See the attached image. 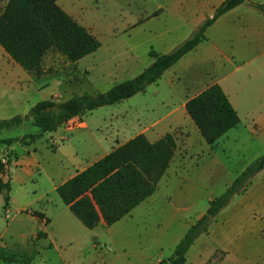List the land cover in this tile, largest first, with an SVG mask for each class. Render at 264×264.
<instances>
[{"label":"rangeland","instance_id":"1","mask_svg":"<svg viewBox=\"0 0 264 264\" xmlns=\"http://www.w3.org/2000/svg\"><path fill=\"white\" fill-rule=\"evenodd\" d=\"M6 2L0 0V13ZM58 3L95 35L100 46L74 63L69 62L56 49L48 50L42 57L44 73L39 77L16 65L17 69L10 70L0 78L1 119L23 116L41 100L55 97L63 101L84 92L104 93L113 85L133 78L153 61L149 55L150 50L167 53L189 37L197 0H58ZM208 34L213 39L218 35L214 29ZM198 58V52L194 51L186 57V61L182 59L159 80L148 85L145 92L87 112L81 117L86 123L84 128L78 127L77 121H73L35 140L29 150L34 151L40 167L26 172L17 171L12 176L10 202L5 213L0 195V246L17 257L30 258L29 264H157L158 258H169L171 254L167 250L157 258L151 257L161 252V245L157 246L156 238L162 244L166 243L177 227V222H174L166 232L159 235L154 223L159 218L163 219L165 208L156 202L153 204V196L111 226L100 224L92 229L84 227L52 189L53 184L59 185L68 179L77 167L72 166L64 154L53 147L65 143L59 136L68 139L65 146L71 152L74 149L78 151L82 144H89V158L76 168V171L80 170L85 164L105 154L98 140L111 132L113 134L123 120L150 124L160 119L167 108H172L182 94H187L192 80L191 74L183 70V64L186 62L191 65ZM0 63H4L1 55ZM212 65H201L204 71L193 74L197 77L195 83L209 78L207 72L212 69ZM164 122L161 121L154 128ZM37 132L38 128L27 121L17 127L2 130L0 138H20L24 134ZM171 134L179 146L180 158H184L185 131L179 128ZM12 144L15 153H26L20 142ZM0 148H5V145H0ZM216 152L235 178L264 154V138L241 135L221 137ZM182 165L177 163V167ZM263 170L251 179L247 188L250 197L263 194ZM161 185L163 183H160L157 194L164 193ZM234 202L231 208L238 209L237 201ZM36 212L43 217H37ZM218 214L208 228V231L214 229L213 232L199 235L187 251L188 263L216 264L219 260V251H214L209 257L203 256L219 245L215 228ZM263 220L259 216L254 220H236L232 229L239 234V239L241 233L251 226L256 225V229L261 226L263 229ZM253 239L255 242L264 241V231H257ZM256 256L260 259L255 258L253 263L263 264L261 259H264V252L262 254L257 249Z\"/></svg>","mask_w":264,"mask_h":264},{"label":"trees","instance_id":"2","mask_svg":"<svg viewBox=\"0 0 264 264\" xmlns=\"http://www.w3.org/2000/svg\"><path fill=\"white\" fill-rule=\"evenodd\" d=\"M247 0H223L188 38L167 53L150 50L153 61L131 79L113 85L104 93L74 94L59 101L55 97L41 100L23 116L0 119V132L29 121L38 128L34 134L0 138V145L20 142L30 145L46 132L73 121L79 122L87 112L114 105L133 95L145 92L163 73L185 54L206 40L207 28L221 15ZM264 10V5L252 4ZM0 46L27 73L39 77L44 73L42 57L56 49L69 62H77L96 51L99 40L66 13L58 0H7L0 13ZM185 111L204 141L214 146L216 141L239 123V117L222 88L213 83L185 102ZM176 141L171 133L150 142L138 134L113 148L83 170L56 186L55 191L69 211L89 229L102 224L111 226L128 215L151 196L174 157ZM7 162L0 159V195L5 213L10 202V179ZM264 169V154L244 169L225 190L212 198L206 212L190 225L169 258L158 264L188 263L186 254L199 235L208 232L215 216L235 195L247 190L251 179ZM39 218L41 213H35ZM45 235V234H44ZM30 258L17 257L0 246L1 262L29 264Z\"/></svg>","mask_w":264,"mask_h":264},{"label":"crops","instance_id":"3","mask_svg":"<svg viewBox=\"0 0 264 264\" xmlns=\"http://www.w3.org/2000/svg\"><path fill=\"white\" fill-rule=\"evenodd\" d=\"M222 1L197 0L195 8H193L195 11L193 12L191 33L206 18L213 15L215 8ZM252 4L264 5V1L254 2L247 0L218 17L207 28L205 32L206 40L199 43L177 61V63L182 59L186 61V57L192 55L194 51L199 54L197 62L194 61L195 63L191 65L186 62L183 64V70L191 74L192 84L188 93L182 94L177 103L172 108H167V111L160 119L150 124L123 120L113 134L111 132L104 136L102 140H98L99 146H103L104 152L107 154L113 148L138 134H143L150 142H154L166 133H173L179 128L186 133L184 158H180L179 146L176 142L174 157L165 174L159 180L156 190L149 196L154 197L152 200L153 204L156 202L165 208L163 219L159 218L154 223L159 235L166 232L170 224L177 222L174 234L166 243L162 244V241L158 237L156 238L157 246L161 245V252H156L151 256L152 258H157L164 254L165 250L172 254L175 246L190 225L206 212L209 201L218 192V194H221L234 179L216 152L218 140L221 137L228 138L229 135H234V137L241 135L257 139L264 138V10L257 9ZM65 12L67 13V11ZM70 16L73 17L72 15ZM211 29L216 30L218 33L215 39L208 34ZM0 55L4 60L3 64L0 63V78H3L10 70L17 69L16 65L18 64L7 55L1 46ZM204 63L213 64L212 69L207 72L210 74L209 78L195 83L197 77L193 74L199 71L203 72V66L201 65ZM213 83H217L222 88L239 117V123L222 135L214 146H211L204 141L186 114L185 102ZM161 121L166 122L160 127L154 128ZM77 124L78 127L82 128L86 125L82 120L77 122ZM59 137L60 140H65V143L62 142L61 145H55L53 149L62 152L72 166L79 167L81 164L86 163L91 149L89 144H82L78 151L74 149L71 152L65 146L68 143V139L62 136ZM22 147L23 152L26 153L21 155L14 152V144L0 148V159L7 162L6 169L10 180L17 171L26 172L40 167L34 151L29 150L31 144L28 146L22 145ZM102 156H99L94 161ZM94 161L85 164L78 171H76L77 167H74L75 171L71 176ZM177 163H183V165L177 167ZM160 183H163V186H161L164 189V193L157 194ZM56 186L53 184L52 189L55 190ZM251 197L247 189L245 192L235 195L231 202L219 212L215 221L219 245L205 252L204 257H209L214 251H219L221 255L216 264H255L253 261L257 257V249L263 254L264 241L255 242L253 238L257 231H264V220L263 229H261V226L258 229H256V225L251 226L246 232L241 233L242 237L239 239V234L232 229L234 226L232 224L236 220H238L237 222L246 218L254 220L258 216L264 218V190L262 195ZM145 201L146 199L143 202ZM234 201H237L238 209L231 208L232 203H235ZM213 230L210 228L205 234H210ZM145 255L148 256V254ZM256 259H260V257ZM261 260L264 261V259ZM159 261L158 258L157 262Z\"/></svg>","mask_w":264,"mask_h":264}]
</instances>
